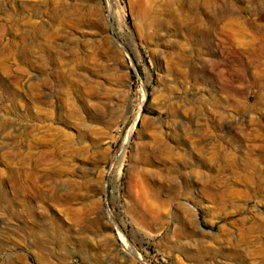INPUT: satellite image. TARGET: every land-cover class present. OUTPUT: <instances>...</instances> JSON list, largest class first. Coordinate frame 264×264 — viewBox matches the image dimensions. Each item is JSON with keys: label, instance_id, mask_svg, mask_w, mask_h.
Wrapping results in <instances>:
<instances>
[{"label": "rangeland", "instance_id": "obj_1", "mask_svg": "<svg viewBox=\"0 0 264 264\" xmlns=\"http://www.w3.org/2000/svg\"><path fill=\"white\" fill-rule=\"evenodd\" d=\"M0 264H264V0H0Z\"/></svg>", "mask_w": 264, "mask_h": 264}, {"label": "bare ground", "instance_id": "obj_2", "mask_svg": "<svg viewBox=\"0 0 264 264\" xmlns=\"http://www.w3.org/2000/svg\"><path fill=\"white\" fill-rule=\"evenodd\" d=\"M125 243H126L127 247L129 248L128 252L130 251L131 253L136 254L135 250L130 246V244L127 240H125Z\"/></svg>", "mask_w": 264, "mask_h": 264}]
</instances>
